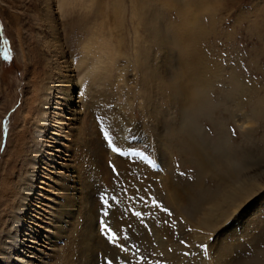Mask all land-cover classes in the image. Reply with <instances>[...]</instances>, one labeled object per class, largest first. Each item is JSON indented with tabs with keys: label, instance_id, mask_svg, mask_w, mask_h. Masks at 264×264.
Returning a JSON list of instances; mask_svg holds the SVG:
<instances>
[{
	"label": "rangeland",
	"instance_id": "1",
	"mask_svg": "<svg viewBox=\"0 0 264 264\" xmlns=\"http://www.w3.org/2000/svg\"><path fill=\"white\" fill-rule=\"evenodd\" d=\"M62 1L69 3L61 7ZM111 1L0 0V175L8 177L10 172V157H5L10 129L23 128L21 107L24 96L30 94L26 83L32 69L25 64L42 58L51 82L57 63L62 74L76 85L67 96L71 102L68 111L62 113L65 123L59 130L66 147L59 144L52 172H48L57 177L55 182L42 179L57 186V193L65 190L63 182L76 197L79 178L95 177L98 180L92 190L97 189L104 198L105 213L102 218L96 216L91 232L93 238L106 239L104 246L93 245L92 237L81 238L77 206L82 205L76 197L70 203L75 208L71 216L49 225L60 231L58 235L50 233L54 242L46 251L51 253L52 261L48 262L123 264L122 259L127 258L128 264H264V115L251 110L256 98H264V0H204L207 8L190 0V6L196 7L190 12L195 14L192 21L185 13L180 15L176 0H120L124 8L120 25L114 24ZM133 5H142L141 14H130ZM147 20H151V31ZM85 46L90 55L86 68L80 71L76 65ZM99 47L102 51L95 56ZM111 51L115 61L110 83L96 86L100 94H90L92 68L99 59H108ZM135 57L145 59L154 74L144 77ZM68 64L70 71H63ZM39 67L36 65V71ZM191 70L202 74L213 103L223 100L231 73L251 88L242 107L232 104L233 116L223 105L211 114L221 121L228 148L246 161L233 179L228 178L232 201L214 211L213 227L196 221L210 209V196L224 201L217 174L196 176V168L180 152L176 138L171 150L162 146L159 138L162 127H179L180 101L187 102L184 95ZM144 78H148L152 107L147 101L150 96L143 94ZM60 99H64L63 94ZM86 102L95 103L97 109H89ZM63 104L59 102L57 108H64ZM196 123L215 139L211 118L197 116ZM29 127V139L33 140L37 130ZM100 141L104 151L97 165L91 149ZM69 147L71 156L65 150ZM20 164L15 182L23 172L24 163ZM167 186L189 188L197 202L189 201L187 213L183 212L170 201ZM57 193L53 197L61 200Z\"/></svg>",
	"mask_w": 264,
	"mask_h": 264
},
{
	"label": "bare ground",
	"instance_id": "2",
	"mask_svg": "<svg viewBox=\"0 0 264 264\" xmlns=\"http://www.w3.org/2000/svg\"><path fill=\"white\" fill-rule=\"evenodd\" d=\"M111 2L112 3L109 9L114 17L113 18L114 24L120 25L122 24L121 14L124 8L120 0H112ZM175 2H177L179 6L178 10L180 15L182 16V14L185 13L189 21H192L193 15L195 14H192L190 12L191 10L196 9V7L194 8V6L192 7L190 6L191 1L176 0ZM197 2L199 5L198 7L202 6L207 8L206 7L207 2L205 3L204 0H197ZM68 3L69 2L65 3V1H62V3L60 4L61 7H64L66 4L68 5ZM92 5H94L93 2L90 5V7ZM133 6L132 9L130 10L131 11L130 14L132 16H136L139 13L141 14L142 10L144 9L142 5L140 7L138 6L133 7ZM146 11L147 10H145V12ZM150 21L151 20H147L146 24L148 25V28L151 31ZM185 24H188V21L184 22V25ZM102 48L103 47H99L98 50L99 52L96 51L94 55L97 56L102 51ZM88 49L89 47L86 46L81 47L80 50V53H82L80 54L81 58L76 65V67L80 71H83L86 68L87 59L89 58L90 55V51ZM55 50H51L50 52H53ZM113 54L114 52L111 51L109 54V58L107 56L108 59L106 60L99 59V61L95 63L94 68H92L94 71L91 77V83L89 82L90 84H88L90 89V94L91 93L92 94L95 93L96 95L100 94V92L95 89L96 86L100 84L107 85L110 83V79H111L110 77L113 68L111 66H113L115 61V56H113ZM53 56L54 57L56 56L55 58H60L59 57L60 55L58 56V54H53ZM140 58L142 57H138V59H136L135 57V60L136 63L139 64L137 65L138 70L140 69L144 77L145 75L151 76V74H154L152 70L148 69L145 59L142 58L143 59L142 61L139 60ZM41 59L42 58L38 60L36 58L37 61L35 60L31 61L30 59V61H28L29 64L24 63L25 67L32 66V69L31 71H29L30 75L26 83V85H29L30 86L29 88H31L29 91L30 94L29 96L27 95L24 96L21 107L23 112V117H22L23 128H21L18 131H13V129H10V133H9L10 137L7 140L8 147H7V151L5 152L6 154L5 157L9 155L6 159H9L10 157L9 160L10 161L9 164L11 165L9 166L10 172L8 177L6 175L4 177L0 175V264H51V262H48L51 260L49 258L51 253H46V251L51 250V244L54 242L53 238H51L50 233H55V235H58V232L60 230L58 228L51 229L49 225L51 224L54 225L55 221H59V219L62 218L63 216L66 215L71 216V213H73L75 208H73L72 204L70 203H72V201H74V198L76 197L78 198L77 200L78 203L80 201L82 205V206L80 205L77 206V211H78L77 217L79 216V219H81L82 222V224H80L81 226L80 235L83 240L91 239L93 235L91 234V232L94 228L93 226H95L93 224L96 220V216L101 217L105 213V207L103 206V200H102L104 198L99 197V195L97 194L99 191H97V189L94 188L92 190V187L95 186L94 182L98 180L97 178L87 176L88 179L87 177L85 179H82L79 178L80 177L79 175L78 181L80 182V187H79L80 193L76 197H74L73 194L69 193L68 185L67 187L66 185L64 186L63 182H62V186L63 188H65V190H62L61 193H57L56 190L57 186H51L48 183V181L55 182V179L57 177L56 175L55 176L49 175L48 172H52L50 171V167L54 166L53 165V163L55 162L54 156H56V152H59L58 149L59 144L60 145L62 144L64 145V147H66L65 142L63 143V141H61L62 139L59 138V130H61L62 127H64L63 124L65 123L63 119L64 116L62 113L65 110L68 111L71 102V96L68 98L67 96L69 95V92L72 90L73 86L76 85L75 84L73 85V83L70 82V80H68L67 75L62 74V70L57 68V63H55L56 65H54L55 70L57 69V71L54 72L55 73L54 83L53 81L51 82L52 76L49 72L46 71L47 70L46 65L42 64ZM223 59L226 61V58ZM109 62L111 63L110 66H109ZM36 65L40 66L39 67L40 71H36ZM66 67L67 68L63 69V71L65 72L70 71L69 64ZM188 76H189L187 77L188 90H185L186 95H184L185 97L184 101L187 99V102L180 101L182 106L180 107L181 120L179 127L178 128L162 127L164 129L163 130L164 135L161 134L160 132L161 135L159 136V138L161 137L160 138L161 145L168 148L169 150H171L172 148L171 142H173V139L176 138L180 152H182L185 156H188L189 162H191V164L194 165V168H196L195 169L196 176H202L203 174L206 173L207 174L210 173L212 175L217 174L218 181L221 182L223 185L222 192H224V201L221 202L217 200V198H214V196H210L208 202L210 204L209 206L210 209H208V212H204L206 214L202 216V218L198 220L196 219L197 220L196 222H198L200 225L204 227H213L214 224L212 221L213 219L212 215L214 211L220 209L223 203L231 200V196H230L231 193H229V189H228V187H230L228 186V178L230 177L232 178V176H234L237 172H239L238 170L243 169L246 161L244 160L245 158L243 156L236 157L237 155H235V152H233L230 148H228L227 135L222 127L221 121L214 120L211 114L217 106L223 105L225 109L229 112L227 113L230 116H233L232 114L234 113L231 108L232 104L234 103V105H236L238 108L242 107V105L245 103L244 100H246L248 93L251 91V88L246 86L243 80H240V76H238L235 73H231V76L229 77L228 80L227 88L225 91H223L224 94L223 100L217 103L216 102L213 103L212 101H210V98L207 92L205 91L206 81L202 77V74L201 73L199 74L198 71L196 70L193 71L191 70ZM236 77H238V79ZM144 80H143L144 83L142 82V86L144 90L143 94L146 98L147 96L148 97L150 96V98L147 101L151 103V107H152L153 104L152 102H150L151 94L150 92H148L149 87L147 86L148 78L147 79L144 78ZM61 94H63L64 99L59 100ZM59 102L65 103L63 104L65 107L57 108ZM86 103L87 104H85V106L88 107L89 109L90 108L97 109V107L93 105L95 103L92 102L89 103L86 102ZM255 104L256 105L253 106V109H251L252 111H254L253 113H255V115L256 114L264 115V98L261 97L256 98ZM201 115L211 118V121L214 124L215 132H216L215 139L209 138L207 136L208 134L206 135L204 131H202V129L196 123V117L197 116L199 117ZM79 119L82 120V118ZM157 121L158 119L156 120V122ZM242 121L240 124L241 127L243 126ZM31 125L35 127L37 130L36 134L33 135V140L29 139V128H30L29 126ZM77 127H78L77 129H79L80 131L82 125H79ZM87 128L88 127H85L84 129L87 131ZM71 147H69L68 149L65 148V150H69L68 152L69 156L72 155V154L70 155V152L72 153L73 151V150L71 151L70 149ZM102 149L104 148L102 147L101 141L97 144H93V148L91 149L92 153L94 152V157L96 162H98L97 165H99V160L103 155L102 151L104 150ZM5 157L3 158L5 159ZM21 162L24 163L23 172L21 174L20 181L15 182V176L17 172L16 170L17 167L21 165L20 164ZM95 174H98L96 175V177L99 176L100 174L99 169L98 172ZM43 177H45L44 179H47L48 181L43 180L42 179ZM42 183L44 185H42ZM167 189L169 191L170 201L185 213H187L186 205L189 203V201H194L193 202L194 205L197 202L196 197L193 198L192 192L191 193L188 192L189 188L180 189L179 187H175V186L173 187L167 186ZM184 190L185 192H183ZM56 193L57 195L60 194V196H62L61 200H58V198L53 197L56 196ZM63 197L65 198L64 200L62 199ZM110 220L112 223V216L110 217ZM52 230H54V232ZM64 231H66V229ZM105 240L106 239L96 238L95 236L92 239V242L93 245H96L97 247L101 248L104 246ZM128 240L130 241V237H128ZM227 245L225 244L224 246L226 247ZM68 247H71L70 243ZM229 247L230 246H228L227 248ZM221 251L222 250H220L219 252ZM109 254L111 255L115 253L109 252ZM51 257L54 258L56 257V255H53ZM122 261L124 262L123 264H128L127 258L122 259ZM115 262L118 263L117 259H115Z\"/></svg>",
	"mask_w": 264,
	"mask_h": 264
}]
</instances>
